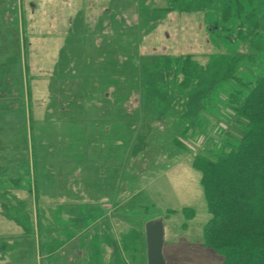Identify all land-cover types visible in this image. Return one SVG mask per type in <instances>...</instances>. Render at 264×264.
<instances>
[{"label":"rangeland","instance_id":"rangeland-1","mask_svg":"<svg viewBox=\"0 0 264 264\" xmlns=\"http://www.w3.org/2000/svg\"><path fill=\"white\" fill-rule=\"evenodd\" d=\"M249 28L262 46L264 0H0V138L24 146L28 112L36 192L0 195V264H147L155 219L165 264H221L192 163L234 131L230 60L264 70Z\"/></svg>","mask_w":264,"mask_h":264},{"label":"trees","instance_id":"trees-1","mask_svg":"<svg viewBox=\"0 0 264 264\" xmlns=\"http://www.w3.org/2000/svg\"><path fill=\"white\" fill-rule=\"evenodd\" d=\"M246 33L252 40L248 44L250 54L259 57L264 44L256 47L258 34L250 28ZM243 59L233 57L223 76L240 89L228 98L232 120L229 127L234 131L226 130L219 146L215 143L213 149L206 148L192 163L200 173L209 215L204 243L223 257L221 264H264V70L254 80L243 81L237 75ZM176 63L183 85L188 87L198 78L199 65L189 56ZM31 190L35 199L34 183ZM4 194L7 190H0V195Z\"/></svg>","mask_w":264,"mask_h":264},{"label":"crops","instance_id":"crops-1","mask_svg":"<svg viewBox=\"0 0 264 264\" xmlns=\"http://www.w3.org/2000/svg\"><path fill=\"white\" fill-rule=\"evenodd\" d=\"M73 10H76L75 6L73 7ZM25 105L28 108V100L25 102ZM12 117V114H5L3 108L0 107V126L2 124L6 126V123L4 122H8L9 118ZM29 124V114L27 112V135L25 134V145L22 147L15 146L12 143H6L5 141L8 140V136H6L3 140L0 138V142H4V145L0 144V190H7V192L10 194L14 193L13 190L23 189V192L27 193L28 195L27 191L32 189L34 170L33 165L30 162L31 158L33 157V152L31 149V142L29 141ZM1 129H6V127ZM11 141H13V139L9 140V142ZM29 180L31 184L29 183Z\"/></svg>","mask_w":264,"mask_h":264},{"label":"water","instance_id":"water-1","mask_svg":"<svg viewBox=\"0 0 264 264\" xmlns=\"http://www.w3.org/2000/svg\"><path fill=\"white\" fill-rule=\"evenodd\" d=\"M147 264H165L162 254L163 231L159 219L145 224Z\"/></svg>","mask_w":264,"mask_h":264}]
</instances>
